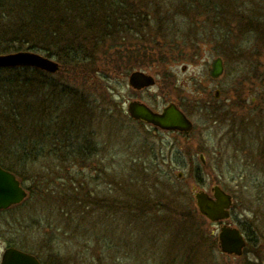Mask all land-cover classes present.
Returning a JSON list of instances; mask_svg holds the SVG:
<instances>
[{
    "label": "rangeland",
    "instance_id": "374dc122",
    "mask_svg": "<svg viewBox=\"0 0 264 264\" xmlns=\"http://www.w3.org/2000/svg\"><path fill=\"white\" fill-rule=\"evenodd\" d=\"M28 3H1L0 27L8 20L18 23L17 16L4 12L22 11L18 4ZM67 4L63 14L45 17L49 24L57 18L66 22L70 34L61 27L55 30L69 39L81 38L84 50L102 39L98 47L90 48L96 54L90 67L99 70L97 77L68 84L86 95L78 132L86 143L97 144L99 154L89 158L96 163H73L60 151L64 162L55 167L50 140L37 132L39 119L27 114L7 118L0 112V157L17 169L23 186L33 190L21 205L0 212V232L22 239L43 264H264V0ZM52 6L60 8L55 2ZM113 19L130 25V32L108 38L107 31L101 36L106 28L113 29ZM5 44L0 49L9 50L11 43ZM217 57L223 59L224 72L213 80L208 70ZM50 58L60 65L55 73L16 66L1 67L19 70L6 69L0 75L36 81L49 74L54 88L46 92L53 101L64 102L69 88L61 83L63 76L72 78L71 71L61 68L58 57ZM136 70L153 75L156 84L133 89L129 75ZM216 88L219 101L214 100ZM35 91L45 95L42 86ZM131 100L159 112L171 102L181 104L194 124L187 141L184 134L131 118L127 110ZM116 105L123 115L115 111ZM64 107L63 103L65 112ZM56 116L52 111L51 118ZM24 135L33 142L22 144ZM24 148L43 153L44 158L30 156L34 163L20 166ZM214 185L234 199L230 218L221 222L203 216L194 197L201 189L211 194ZM73 187L83 198H97V210L92 211L93 205L73 208L68 197ZM222 224L239 228L247 239L241 256L224 254L218 242L216 246ZM3 248L0 244V254Z\"/></svg>",
    "mask_w": 264,
    "mask_h": 264
},
{
    "label": "trees",
    "instance_id": "16d2710c",
    "mask_svg": "<svg viewBox=\"0 0 264 264\" xmlns=\"http://www.w3.org/2000/svg\"><path fill=\"white\" fill-rule=\"evenodd\" d=\"M15 2L16 0H0V4L2 3L3 5H7L8 3V6L14 5ZM28 2L29 3L26 5L18 4L19 8L24 9H21L22 11L15 10L3 13L4 15L14 14V16H17L16 19L18 23L8 20L4 26L0 27V37H3L0 39V44H5L2 43L3 40L6 42L5 45L11 43L8 46L9 50H7V46H5L4 48L0 49V53L23 50L36 52L40 51L46 54L47 57H58L59 61L62 62L60 63L61 68H67L68 72L70 70L73 79L63 76L66 78V80L61 84H67L66 86L69 88V90L65 93L67 99L64 98V102L63 99H60L61 101L57 102L53 101L50 98L51 96L48 94V92H46V90L49 91L51 90L50 88H54L51 86V82H48V79L50 80L49 74V77L46 76L44 79H38L36 81L33 80L31 76V78L28 79L27 77H19L18 75H15L16 77L11 76L9 78H2L0 75V97L3 98V100H0V112L4 113L3 116H6L7 118L15 116V118L19 117L22 119L20 116L27 114L28 117L30 116L31 118L33 117L34 119H39L38 121H40V125H37L36 129L37 132L39 131L41 134L44 133V135L42 134V136H44L43 138L50 140L49 147L50 152L52 153H49V155L53 154L52 159H54L53 164L55 167H62L64 160L60 158L62 157L61 154L64 155L66 159L68 158L73 160V163L88 161L96 163L95 160L91 161L89 158L93 156L96 159V156H98L99 149L97 148V144L93 142L86 143L85 140L87 139H85L83 134L78 132V128H80L78 124L81 125L82 118L84 117L85 103H87L86 95L84 91L79 92L77 89H71L73 83L78 84V82L80 83L82 80L84 81V79H88L89 81L90 79L97 77L96 75L98 74L99 70L90 67V63H92V61L96 58V54L94 55L95 52H92L91 49L98 47L100 42H102V39L100 42L95 40V43H92L91 47H87L86 50H84L83 48L86 46L82 45L83 42H81V38L73 35V37H70L69 39L65 35L61 34V32L55 30L56 28L60 29L61 27L66 31V34H70L67 31L68 28H66V26L68 24H66V22L60 21L56 17L57 21H55L52 25L49 24V21H47L45 17L51 13L53 15L63 14L65 12V7L68 9V0H28ZM54 2L56 5H59L60 8H54L52 6ZM194 10L195 9H193V11ZM36 16L40 18L36 19ZM48 25L50 26L48 27ZM110 25L113 29L108 30V28H106L103 32H101V36H106L107 33H109L107 36L108 38H111L114 34L117 35V33L122 35L124 32H130V30H128L130 25L117 24L115 19L111 21ZM143 27L144 26L141 23V26L137 28L141 31ZM86 31L88 30L86 29ZM86 40H90L92 42L93 39ZM118 40L119 39L117 37L115 41L118 43ZM82 54L84 55L82 56ZM6 69L10 71L19 70V68H2L0 69V74ZM68 84H71L72 86ZM48 85H50V87H48ZM58 85L60 84L58 83L57 86ZM41 86L44 89L45 95H35L34 91L39 89ZM55 97L58 96L56 95ZM63 103L65 104V112L61 109L63 107ZM117 110L121 111V114L123 113L122 107L119 105H116L115 111ZM52 111L55 115H57L54 118H51ZM19 114L21 115L19 116ZM124 117L127 120L128 118L132 120L128 115L124 114ZM79 118H81V122L78 121ZM42 122H44V124ZM55 128L58 129L56 130ZM50 129H53V131H50ZM63 129L65 134L61 132ZM22 140V144L26 145L33 142L31 140V136L29 138L28 136L24 135ZM7 141L9 142V139ZM8 142H6V144ZM23 150L26 149L24 148ZM60 151H62L61 154ZM35 154L36 153L34 150H26L25 152H22L20 154L21 158L17 164L27 168L30 163H34L31 161L30 156L44 158L43 153L41 155H39V153L36 155ZM8 155H12V153ZM6 161L7 159L0 157V165L15 173L23 183L22 176L19 174L17 169H15L12 165H9ZM53 164L51 167L48 166V170L49 168L53 167ZM52 179L53 178H48V182H53ZM81 188H84L82 184ZM73 189L74 192L71 191ZM27 190L29 192V196L33 194L32 188L29 187ZM50 190H52V188H50ZM71 190V193L68 195V197L70 201H72L73 208H75L76 205H79L80 207L84 206L85 208L93 205L92 211L97 210V207H95L98 202L97 198H92V195H90L89 198L86 199L87 197L83 198L81 196V190L77 191V188L74 187ZM191 213L195 217L199 216V214L195 211ZM183 214H186V212L184 211ZM186 222L187 221L185 220L183 223H181V225L185 224ZM213 238L215 237L213 236ZM214 240L217 246L218 240Z\"/></svg>",
    "mask_w": 264,
    "mask_h": 264
},
{
    "label": "water",
    "instance_id": "95a60500",
    "mask_svg": "<svg viewBox=\"0 0 264 264\" xmlns=\"http://www.w3.org/2000/svg\"><path fill=\"white\" fill-rule=\"evenodd\" d=\"M35 66L51 73L59 70V63L50 57L34 51H17L0 54L1 67ZM210 75L217 78L223 68L221 60H215ZM156 79L153 75L136 70L129 75V85L136 90L153 86ZM128 113L133 119L151 124L154 127L167 131H179L189 135L193 124L186 114L174 103L163 107L162 111L153 110L146 103L131 100L127 103ZM204 163V156L200 155ZM199 212L212 222L224 221L231 216L234 203L233 196L221 186L214 185L211 194L204 190L194 193ZM28 197V191L22 186L20 180L11 171L0 165V210L22 203ZM219 249L222 253L241 256L247 245V240L242 231L231 225L224 224L218 233ZM1 264H42L39 259L16 248H9L3 255Z\"/></svg>",
    "mask_w": 264,
    "mask_h": 264
},
{
    "label": "flooded vegetation",
    "instance_id": "af4514ba",
    "mask_svg": "<svg viewBox=\"0 0 264 264\" xmlns=\"http://www.w3.org/2000/svg\"><path fill=\"white\" fill-rule=\"evenodd\" d=\"M218 59H220L221 60V65H222V68H223V71H222V73H221V75L219 76V77H221L222 76V74H223V72H224V65H223V59L221 58V57H217V58H215L212 62H211V65H210V67H209V75H210V72H211V70L213 69V66H212V64H213V62L215 61V60H218ZM184 70H186V66L183 68ZM211 76V75H210ZM219 77H217V78H214L213 76H211V78L213 79V80H217ZM220 96H221V92H220V90H218V88H216V90H215V93H214V100L215 101H219V99H220ZM139 101V100H138ZM171 103H174V102H171ZM174 104H176V103H174ZM183 112H184V110L182 109V105L181 104H176ZM185 114H186V116L189 118V116H188V114L186 113V112H184ZM190 119V118H189ZM190 121L192 122V120L190 119ZM192 124H193V122H192ZM193 128H194V124H193ZM193 130V129H192ZM172 132H177V133H180V134H182V132H179V131H172ZM192 132V131H191ZM191 132H190V134H191ZM184 134V133H183ZM189 134V135H190ZM189 135H185V140L187 141V139H188V137H189ZM200 155H203V154H200ZM203 164H205V162L203 163ZM13 207H16V206H12V207H9L8 209H3V210H0V212H4V211H7V210H10L11 208H13ZM8 231H9V229H7ZM6 233L7 232H0V244H2L3 246H4V248L2 249V251H1V254H0V264H1V261H2V258H3V255H4V253L6 252V250L7 249H9V248H16V249H18V250H20V251H23V252H25V253H28V254H30V255H34V256H36L38 259H39V261L42 263V261H41V259H40V257L37 255V254H35V253H33V251L34 250H32L31 248H30V246H26V244H22V239H20V238H14L13 236H5L6 235ZM7 234H9V233H7Z\"/></svg>",
    "mask_w": 264,
    "mask_h": 264
}]
</instances>
